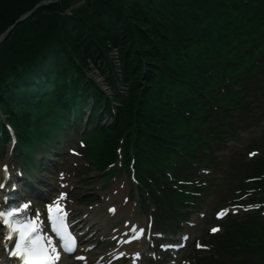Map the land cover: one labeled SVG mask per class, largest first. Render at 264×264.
<instances>
[{
	"label": "trees",
	"instance_id": "1",
	"mask_svg": "<svg viewBox=\"0 0 264 264\" xmlns=\"http://www.w3.org/2000/svg\"><path fill=\"white\" fill-rule=\"evenodd\" d=\"M73 1L64 0L63 7L60 3L58 8L63 10L64 7L72 5ZM156 1L88 0L84 6L74 10L71 16L60 17L55 27L44 34L35 31L40 24H43L42 20L26 22L21 25L23 27L16 28L13 34L9 35L0 48V67L3 63L9 62L10 49H20L30 53L53 51L49 57V67L46 63L42 66L46 71L50 69L51 72L62 59V41L74 50L84 66H88V53L95 50L96 45L99 48L95 53H98V51L106 52L110 48L108 45L112 44L119 47L121 58L122 52L126 54L123 69L125 81L131 82V86L138 83L136 89L130 93L142 90L141 97L146 99L148 98L146 88L151 86L157 68L162 66L158 51L165 53L166 49V32L163 23L158 19V12L163 8ZM33 2L35 0H0V28L4 27L7 20L16 12L28 8ZM87 10H90L89 13ZM52 11L54 13L53 9ZM37 34L40 36H36ZM98 57L102 58L103 55L100 53ZM143 65L145 70L142 69ZM0 73H3V68H0ZM58 76L62 79L63 70ZM50 77L51 75L48 76ZM134 102L136 99L131 98L128 104L132 106Z\"/></svg>",
	"mask_w": 264,
	"mask_h": 264
},
{
	"label": "snow or ice",
	"instance_id": "2",
	"mask_svg": "<svg viewBox=\"0 0 264 264\" xmlns=\"http://www.w3.org/2000/svg\"><path fill=\"white\" fill-rule=\"evenodd\" d=\"M2 171L6 177L8 166L3 165ZM0 187H3V185L0 184ZM60 199H63V195ZM57 204H59V201H57ZM28 208L29 204L25 203L21 208L0 211V224L5 226L3 238L8 241L14 240L12 247L4 245L3 250L7 253V256L19 258L20 264H57L60 260V249L57 248L56 242L50 236L42 234L39 216L37 215L35 220L27 221L14 219L17 213ZM49 208L51 211L52 206L50 205ZM109 211H114V209H109ZM224 214V212H221L218 213V216ZM133 230L135 229L133 228ZM218 230L217 228L212 229L213 232ZM52 231L60 238L64 252L71 253L75 251L74 237H71L67 232L63 215L52 221ZM78 259L83 260L84 257H78Z\"/></svg>",
	"mask_w": 264,
	"mask_h": 264
},
{
	"label": "rangeland",
	"instance_id": "3",
	"mask_svg": "<svg viewBox=\"0 0 264 264\" xmlns=\"http://www.w3.org/2000/svg\"><path fill=\"white\" fill-rule=\"evenodd\" d=\"M257 2H258V0H257ZM257 2H254V4L255 5H258V3ZM247 13H249V14H252L253 12L251 11V10H249ZM112 54H113V56L115 55V51H113L112 52ZM88 67H91L92 69H91V71H90V75L92 76V75H94L95 77H93L95 80H96V82L103 88V89H105V91H107L109 94H110V96L111 95H113V92H110L109 90H108V86H107V84L109 83L108 81H107V79L105 78V76H104V73L102 72V70H100V69H98L97 70V68L95 67V65L94 64H92L91 63V65L90 66H88ZM108 82V83H107ZM136 84V83H135ZM121 88V87H120ZM123 88V87H122ZM119 172H118V170L115 172V175H117ZM91 174V173H90ZM118 177V176H117ZM135 198L133 197L132 199H131V201H133Z\"/></svg>",
	"mask_w": 264,
	"mask_h": 264
},
{
	"label": "bare ground",
	"instance_id": "4",
	"mask_svg": "<svg viewBox=\"0 0 264 264\" xmlns=\"http://www.w3.org/2000/svg\"><path fill=\"white\" fill-rule=\"evenodd\" d=\"M78 127H81V126L78 125ZM3 165H7V166H8V173H7V176H6V177H9V175L11 174V172H12L13 169H14V168L8 163V161L5 160V157L1 159V161H0V167H1V169H0V184H2V185H4L5 183H7V179H4L5 176H4V173H3V171H2V166H3ZM0 193H1V191H0ZM116 197H117V198H115V196H113L115 202H118V204H119V202H121V200L123 199V197H122V195L119 194V193L117 194ZM123 209L127 210L128 208H127L126 205H124V206H123Z\"/></svg>",
	"mask_w": 264,
	"mask_h": 264
}]
</instances>
